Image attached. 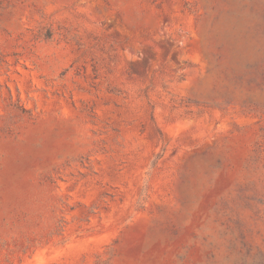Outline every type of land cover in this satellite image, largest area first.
I'll return each mask as SVG.
<instances>
[{
  "label": "rangeland",
  "instance_id": "rangeland-1",
  "mask_svg": "<svg viewBox=\"0 0 264 264\" xmlns=\"http://www.w3.org/2000/svg\"><path fill=\"white\" fill-rule=\"evenodd\" d=\"M0 264H264V0H0Z\"/></svg>",
  "mask_w": 264,
  "mask_h": 264
}]
</instances>
